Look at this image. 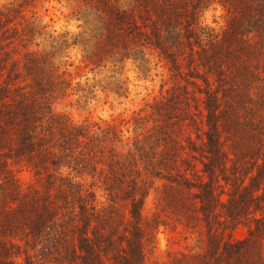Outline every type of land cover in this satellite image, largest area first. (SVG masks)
<instances>
[{
    "label": "trees",
    "instance_id": "obj_1",
    "mask_svg": "<svg viewBox=\"0 0 264 264\" xmlns=\"http://www.w3.org/2000/svg\"><path fill=\"white\" fill-rule=\"evenodd\" d=\"M98 1L101 6H91L105 16L109 57L136 61V50L151 48L170 71L186 74V83L146 104L147 112H137L130 142L106 157L113 147L106 145L100 125L69 122L46 105L49 96L32 89L39 86L50 96L55 91L42 54L25 57L24 68L32 76L27 88L0 80V264L12 263L14 249L20 252L21 247L25 264H43L38 252L58 264H144L145 246L159 226L155 213L144 214L154 177L167 182L168 203L180 204L171 205L170 214L182 224L198 220L205 229L201 252H181L162 264H264V77L257 65L251 68L244 61L255 59L264 44V0H220L236 14L227 21L226 36L206 40L210 46L218 43L217 50L204 47L194 4ZM240 27L247 28L244 35L251 42L242 40ZM5 67L0 62V77ZM250 79L254 84L244 91ZM188 83L196 89L191 97ZM254 88L257 94L249 97ZM191 99L201 121L196 139L187 130L196 125ZM184 153L197 155L200 180L173 173L176 157ZM63 159L71 170L90 168L79 174L98 183L106 205L72 173L56 170ZM13 164L27 165L39 187L20 189ZM7 191L11 199L3 202ZM185 194L192 196L186 210ZM239 223L246 225V237L223 239L222 231Z\"/></svg>",
    "mask_w": 264,
    "mask_h": 264
},
{
    "label": "rangeland",
    "instance_id": "obj_2",
    "mask_svg": "<svg viewBox=\"0 0 264 264\" xmlns=\"http://www.w3.org/2000/svg\"><path fill=\"white\" fill-rule=\"evenodd\" d=\"M176 2L179 7L188 5L190 8V4L197 7L199 22L197 30L204 38V47L217 50L220 47L218 43L215 42L214 46H210L206 40L214 35H218L219 38L227 35L225 32L227 21L236 14L233 13L235 9L228 10L220 0H176ZM91 4L101 6L102 2L0 0V16H5V19L0 21V62L6 64L0 80L5 78L7 83L14 87L27 88L32 76L24 68L25 57L28 53L42 54L54 78L53 84L49 86L55 91L50 96L49 93L44 94L39 86H33L32 89L41 95L49 96L46 105L51 107L53 113L62 115L69 122L78 125L86 123L89 128L95 124L100 125L107 137L106 145L113 147V149L110 147L108 153L106 152L105 156L109 157L113 151H120L121 146L130 142V136L135 134L133 124L137 117L136 113L140 110L147 112L148 105L162 95L168 96V90L174 85L185 84L186 74L177 75L170 71L168 63L158 52L148 47L142 48L143 51H139L140 53L138 50L134 52L138 56L136 61L131 58L120 60L119 55H114V58L109 57L107 40L104 36L105 16L102 9L96 11ZM244 27L239 29L240 33H243L241 38L245 42H251L252 40L244 35L247 29ZM258 48L254 53L255 59L248 56L244 57L246 58L244 61L248 62L251 68L257 65L255 69L259 71L261 77H264V44L260 43ZM89 60H96V64L89 63ZM248 84H254L252 79L246 81L244 91L247 90ZM188 88L191 90L188 97H191L196 89L190 83ZM255 94L257 88L250 89L249 97L252 95L254 97ZM190 102L194 110L196 102L192 99ZM262 103L264 104L263 100ZM260 112L264 115V107ZM193 118L197 127L184 125L186 128L189 126L187 130H190L193 138L196 139L195 130L201 128L200 115L196 110L193 111ZM183 142L180 141L182 144ZM59 149L61 150L57 147L55 150L58 152ZM176 160L173 173L185 174L192 181L203 177L197 155L193 157L184 153L176 157ZM60 163L64 165H60L57 171L63 174L72 173L78 182L94 192L99 202L106 205L105 195L98 183L84 173L79 174L80 171H90V168L76 167L75 170H71L66 160L63 159ZM11 171L20 189L39 187L27 165L13 164ZM152 181V184H148L144 214L150 217L155 213L159 226L155 231V240L150 237L145 246L144 264H162L174 256H179L181 252H201L205 240L203 223L194 219L186 220L188 225H185L186 222L180 223L173 214H170V210L174 208L171 205L178 203H168L171 200L169 190L166 188L167 182L155 177ZM11 194L9 191L2 193L3 202H8ZM183 199L185 201L183 209H190L192 196L185 194ZM1 227H4V224ZM246 235L247 227L243 223L227 226L222 231L225 240L237 241L245 238ZM261 244L264 251V238ZM14 251L10 264H25L22 247L21 253L16 249ZM32 255L34 260L38 258L40 263L58 264L53 259L43 260L39 252L36 254L37 258Z\"/></svg>",
    "mask_w": 264,
    "mask_h": 264
}]
</instances>
